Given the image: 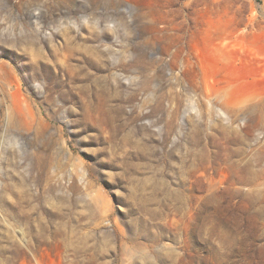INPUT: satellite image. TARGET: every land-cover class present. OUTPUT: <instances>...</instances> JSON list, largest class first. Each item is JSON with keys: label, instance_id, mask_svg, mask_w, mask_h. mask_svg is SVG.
I'll list each match as a JSON object with an SVG mask.
<instances>
[{"label": "rangeland", "instance_id": "1", "mask_svg": "<svg viewBox=\"0 0 264 264\" xmlns=\"http://www.w3.org/2000/svg\"><path fill=\"white\" fill-rule=\"evenodd\" d=\"M219 47L264 88V0H0V264H264V103L205 95Z\"/></svg>", "mask_w": 264, "mask_h": 264}, {"label": "bare ground", "instance_id": "2", "mask_svg": "<svg viewBox=\"0 0 264 264\" xmlns=\"http://www.w3.org/2000/svg\"><path fill=\"white\" fill-rule=\"evenodd\" d=\"M69 50L70 47L67 46L63 60L58 59L61 65L67 63L68 56L71 52ZM226 50L227 48H217L216 51H214V61L211 63L210 66H208V64H205V62H202V66L205 69V78L203 80L204 84L206 85V88L204 90L205 95H207L208 97L216 96L220 99L221 103L228 109L244 105L263 104L264 88L254 87L248 90H241L240 85L236 81L231 79L229 76L222 75V71L219 67V64L227 63L232 59H235V55L232 52ZM4 89L12 96H15L16 93L13 91H19V85L16 84L15 81H7L4 84ZM30 111L31 105L27 100L15 97V99L12 100L9 105L8 115L12 122L20 125H26V114Z\"/></svg>", "mask_w": 264, "mask_h": 264}]
</instances>
